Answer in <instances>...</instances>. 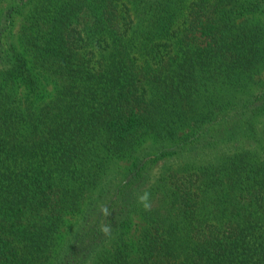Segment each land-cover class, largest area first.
<instances>
[{"label":"trees","instance_id":"16d2710c","mask_svg":"<svg viewBox=\"0 0 264 264\" xmlns=\"http://www.w3.org/2000/svg\"><path fill=\"white\" fill-rule=\"evenodd\" d=\"M0 264H264V0H0Z\"/></svg>","mask_w":264,"mask_h":264},{"label":"clouds","instance_id":"9594fccd","mask_svg":"<svg viewBox=\"0 0 264 264\" xmlns=\"http://www.w3.org/2000/svg\"><path fill=\"white\" fill-rule=\"evenodd\" d=\"M137 202L140 206H142V208L145 210V211H151L152 209V201H151V193L148 192V191H144L142 194H140L138 197H137ZM102 212L105 216H108L110 215L107 207H104L102 209ZM111 226L110 225H105V226H102L101 227V231L105 234V235H108L111 233Z\"/></svg>","mask_w":264,"mask_h":264}]
</instances>
